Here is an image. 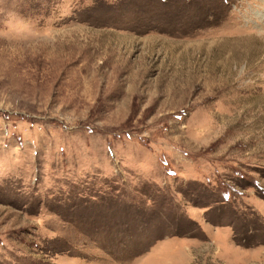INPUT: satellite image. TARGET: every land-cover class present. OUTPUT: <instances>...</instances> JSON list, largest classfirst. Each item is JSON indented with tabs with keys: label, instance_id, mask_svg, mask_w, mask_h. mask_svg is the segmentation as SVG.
<instances>
[{
	"label": "rangeland",
	"instance_id": "374dc122",
	"mask_svg": "<svg viewBox=\"0 0 264 264\" xmlns=\"http://www.w3.org/2000/svg\"><path fill=\"white\" fill-rule=\"evenodd\" d=\"M0 264H264V0H0Z\"/></svg>",
	"mask_w": 264,
	"mask_h": 264
}]
</instances>
